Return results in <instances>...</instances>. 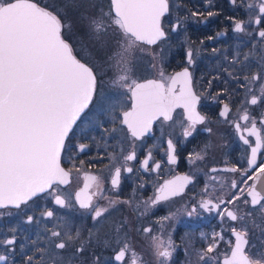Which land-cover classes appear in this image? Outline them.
<instances>
[{
  "label": "snow or ice",
  "instance_id": "snow-or-ice-1",
  "mask_svg": "<svg viewBox=\"0 0 264 264\" xmlns=\"http://www.w3.org/2000/svg\"><path fill=\"white\" fill-rule=\"evenodd\" d=\"M238 0H230L237 5ZM240 3L249 12L247 21L234 20V31L259 37L264 44V0H244ZM82 9V11H81ZM69 10L78 13V23L84 28L91 40L101 48H112L108 63L117 69L113 83L125 88L131 95V109L123 112L121 124L127 128V134L133 141L131 150L123 155V171L133 173L134 169L127 166L128 162L137 160L135 141L142 140L152 132V126L157 120L173 121L176 108L184 110V121L181 122L183 137L187 138L197 131V125L206 120L197 110L201 96L192 88V73L189 67L173 75L165 76L156 63L151 66L159 69V79H147L139 82L134 79L136 54L147 51L145 46L157 45L166 40L168 31L164 25V17L170 11V0H109L105 12L94 0H51L41 4L40 0H0V209L9 207L21 209L34 198L51 197L55 205L61 208L68 206V199L61 195L56 185L70 182L73 169L65 170L61 166V154L71 151L73 147L80 152L89 148L88 144L72 145L70 133L76 125L81 113L93 102L97 90V73L95 66H90L80 57L77 40L73 39L74 25L67 20ZM193 17L199 15L192 12ZM216 15L209 11L208 16ZM246 25H255L248 31ZM180 27L179 21L171 27L176 32ZM254 34V35H253ZM115 37V43H112ZM257 52L262 50L256 45ZM215 51V50H214ZM251 54L244 60L234 58L231 61L233 70L228 75L237 82L243 83L245 96L239 101L243 114L239 120L251 122V128L245 129L248 136H255V146L243 135L240 139L250 148L247 157V167L243 163L210 169L211 173L239 174V180L232 179L230 187L233 190L227 197L217 196L204 189L206 199L202 198L191 208L188 215L197 214V208L205 212H216L223 221L225 218L239 222V227L232 226L231 233L235 243L231 245L230 255L225 254L222 264H264V252H258L257 258L250 259L245 254V248L255 247L250 243L249 228L246 218H252L259 212L264 219V184L260 187L256 182L264 176V159L257 163V155L264 149V136L257 128L256 120L250 117L248 106L264 103V54L259 62L250 59ZM80 57V58H78ZM156 59L153 51V60ZM189 66L194 63L192 49L186 52ZM236 65L240 67L237 68ZM253 67L257 71H252ZM177 85L179 87L177 88ZM219 95V94H218ZM231 108L224 103L220 117L228 119ZM259 123L264 125V118ZM237 132L241 124L235 123ZM211 133V128H205ZM114 131V130H113ZM123 152V149H122ZM167 162H177L176 145L172 139L167 140ZM200 153L189 155L190 163L203 160ZM151 151L140 162L144 171H149ZM75 167V166H73ZM155 163L151 170L160 169ZM122 167L117 166L111 173V188L119 189ZM213 183L217 176L209 177ZM84 187L75 192L74 200L81 209L91 214V220L102 224L119 209L117 205H130L128 200L109 199L104 196V183L99 176L89 175ZM193 182L191 175L178 176L165 181L157 190L154 198L143 203L149 206L166 200L170 195H178ZM95 191H90L92 187ZM143 187V183L139 185ZM223 187V181H221ZM247 189V190H246ZM100 200H107L101 204ZM248 207L246 213L241 212L236 205L238 201ZM141 213V215H145ZM49 219L55 218V212L47 209L41 213ZM33 216L28 215L25 223H33ZM163 219H168L165 217ZM129 221L125 220L115 226L114 235L104 241V246L111 249V264H137L136 253L129 241L126 229ZM50 233L47 246L36 248L37 255H28L26 264H64L62 253L70 247H75L72 257L75 259L85 253L87 248L80 241V233L74 235L63 229H46ZM145 234L151 233V227L140 229ZM12 235L0 238V264H9V253L15 251L17 237L16 229H11ZM264 233V229H261ZM92 234L89 235V240ZM154 241V255L158 264H170L175 248L169 238L167 243L157 237ZM99 240V237H97ZM223 240L220 233L214 232L207 246L196 252V261L189 264H220L217 256L213 255L219 241ZM264 247V239L260 241ZM33 244H36L33 241ZM131 253L130 261L127 260ZM47 257V261H45ZM90 264H109L96 252L90 256Z\"/></svg>",
  "mask_w": 264,
  "mask_h": 264
},
{
  "label": "flooded vegetation",
  "instance_id": "flooded-vegetation-1",
  "mask_svg": "<svg viewBox=\"0 0 264 264\" xmlns=\"http://www.w3.org/2000/svg\"><path fill=\"white\" fill-rule=\"evenodd\" d=\"M51 0H40L41 4L50 3ZM106 12L109 0H94ZM248 0H244L246 4ZM82 11V9H81ZM216 15L208 16V12ZM192 12L199 15L193 17ZM249 12L238 0L237 5H232L230 0H170V11L164 17V25L168 31L166 40L157 45L145 46L147 51L137 53L135 59L134 79L143 82L147 79H159V69L165 76L173 75L189 67L192 73V88L201 96L197 110L206 117L203 124H198L197 131L190 137H183L184 110L176 108L173 113V121L157 120L152 126V132L142 140L135 141L137 160L128 162L127 166L133 167V173L123 171V155L131 150L133 141L127 134V128L121 124L123 112L131 109L130 93L123 87L113 83L117 69L107 61L112 54V48H100L85 32H74L73 39L80 41L76 44L80 51V57L90 66H95L97 73V90L93 102L89 104L81 118L74 125L73 133H70L72 145L85 143L89 148L80 152L73 147L71 151L61 155V166L65 170L73 169L70 182L65 185H56L58 191L68 199V206L61 208L55 205L53 199L48 196L34 198L27 206L21 209L12 207L0 209V238L12 235L11 229H16L17 243L15 251L9 253V264H26L28 255H37L36 248L46 247L50 233L46 229L70 231L75 236L80 233V241L87 251L75 259H69L79 244L70 247L62 253L64 264H90L92 252H96L104 260H109L113 255L111 249L104 246V241L114 235L115 226L125 220L129 221L126 231L129 234V243L136 253L137 264H158L154 255L153 237L163 239L165 244L170 238L175 248L170 264H189L196 261V252L207 246L214 232L220 233L223 240L215 256H220V264L225 254L230 255L231 245L235 238L231 233V227H239V222H232L225 218L223 221L216 212H205L197 208V214L188 215L193 206L204 198H208L204 189L217 196L227 198L233 191L230 187L232 179L239 180V174L211 173L213 167H225L243 163L247 167L246 160L250 155V148L243 143L240 136L247 137L255 146V136H248L245 129L251 128V122L239 120L243 114L239 101L245 96V89L240 87L243 83L234 81L228 72L233 70L231 61L238 58L243 61L246 55L251 54L250 59L254 63L259 62V57L264 54V44L259 37L234 31V20L247 21ZM67 20L73 24L78 23V13L69 10ZM177 21L180 27L176 32L170 29ZM248 31H252L255 25H246ZM254 35V34H253ZM112 37V43H115ZM87 40V41H85ZM256 45L262 51L257 52L253 48ZM191 48L194 63L189 66L186 61V52ZM215 50V51H214ZM153 51L156 59L153 60ZM78 57V58H80ZM156 63L159 69L152 68ZM239 68V65H236ZM258 69L253 67L252 71ZM179 85H177V88ZM219 94V95H218ZM224 103H228L232 109L227 120L220 117ZM250 117L257 122L261 136H264V125L259 121L264 118V103L248 106ZM235 123L241 124V130L237 132ZM183 126H186L184 121ZM211 128V133L205 131ZM114 130V131H113ZM172 139L176 145L177 162H167V140ZM123 149V152H122ZM151 151L152 159L149 161L150 170L144 171L140 167L148 152ZM200 153L203 160L190 163L189 155ZM264 159V149L257 155V163ZM155 163L161 165L158 170H151ZM75 166V167H73ZM117 166L122 167L121 183L119 189L111 188V173ZM89 175L99 176L104 183V196L109 199L128 200L130 205H117L119 209L102 224H96L91 220V214L81 209L75 203V192L84 187ZM191 175L193 182L188 184L178 195H170L168 199L161 200L154 206L144 204L157 194V190L165 181L173 180L178 176ZM217 176L215 183L209 178ZM223 181V187H221ZM260 187L264 184V176L260 179L249 181ZM143 183V187L139 185ZM247 190V189H246ZM90 191H95L93 186ZM101 204H107V200H100ZM241 212L246 213L248 207L243 201L236 205ZM47 209L55 212V218L49 219L41 215ZM145 215H141L144 213ZM33 216V223H25L27 216ZM168 217V219H163ZM249 228L250 243L261 245L264 239V219L259 212L252 218H246ZM151 227L152 232L145 234L140 229ZM92 239L89 240V235ZM99 237V240H97ZM33 241L36 244H33ZM264 247L258 252H263ZM4 249L0 247V253ZM245 254L250 259L256 258V253L245 248ZM131 259V253L127 258ZM47 261V257H45ZM50 264V262H49Z\"/></svg>",
  "mask_w": 264,
  "mask_h": 264
},
{
  "label": "rangeland",
  "instance_id": "rangeland-1",
  "mask_svg": "<svg viewBox=\"0 0 264 264\" xmlns=\"http://www.w3.org/2000/svg\"><path fill=\"white\" fill-rule=\"evenodd\" d=\"M69 22H70V21H69ZM72 24H73V23H72ZM73 25H74V29H73V31H75V32H77V33L80 34V29H81V28H79V26L76 25V24H73ZM75 40H76V39H75ZM77 41H78V39H77ZM85 41H87V40H85ZM77 45H78V46H81L80 41L77 42ZM100 48H101V47H100ZM101 49H102V48H101ZM252 244H254V243H252ZM257 245H258V243L256 244V246H257ZM260 249H261V245H259L258 247H252V248H249V250H250L251 253H253V254L256 253V258H257L258 250H260ZM263 252H264V251H263ZM220 256H223V254L217 256L219 260H220ZM209 264H211V262H209Z\"/></svg>",
  "mask_w": 264,
  "mask_h": 264
},
{
  "label": "trees",
  "instance_id": "trees-1",
  "mask_svg": "<svg viewBox=\"0 0 264 264\" xmlns=\"http://www.w3.org/2000/svg\"><path fill=\"white\" fill-rule=\"evenodd\" d=\"M76 25H78L79 28H81V29H80V32H85V33H86V31L84 30V28H83L80 24H76ZM86 34H87V33H86Z\"/></svg>",
  "mask_w": 264,
  "mask_h": 264
},
{
  "label": "water",
  "instance_id": "water-1",
  "mask_svg": "<svg viewBox=\"0 0 264 264\" xmlns=\"http://www.w3.org/2000/svg\"><path fill=\"white\" fill-rule=\"evenodd\" d=\"M86 109H87V108H86ZM86 109H85V110H86ZM85 110H84V111H85ZM83 113H84V112H83ZM83 113H81V115H80V117L78 118V120L81 118V116H82ZM78 120H77V122H78ZM73 128H74V126H73ZM61 156H62V155H61Z\"/></svg>",
  "mask_w": 264,
  "mask_h": 264
}]
</instances>
